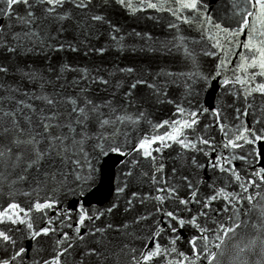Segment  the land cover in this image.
Listing matches in <instances>:
<instances>
[{
	"label": "water",
	"instance_id": "obj_1",
	"mask_svg": "<svg viewBox=\"0 0 264 264\" xmlns=\"http://www.w3.org/2000/svg\"><path fill=\"white\" fill-rule=\"evenodd\" d=\"M29 2L0 12V261L264 264V9Z\"/></svg>",
	"mask_w": 264,
	"mask_h": 264
},
{
	"label": "snow or ice",
	"instance_id": "obj_2",
	"mask_svg": "<svg viewBox=\"0 0 264 264\" xmlns=\"http://www.w3.org/2000/svg\"><path fill=\"white\" fill-rule=\"evenodd\" d=\"M43 2H45V3H47L49 5V8L47 9L48 12H54L56 10L57 6H61V7L63 6V3L65 2V0H43ZM121 2H123V0H121ZM6 4H7L8 7L5 8V9H0V12L7 13L11 8H13L17 4H23L28 9H31L33 7V4H31L29 2V0H6ZM76 6L77 7H85L86 6L85 0H79V3ZM185 6L186 7L195 8L196 7V3L187 4ZM252 6L253 7H257L259 9H264V0H254V3L252 4ZM28 16L30 18L33 17V13L31 11H29L28 12ZM93 19L101 20L102 17L95 16V17H93ZM0 31H2V29H0ZM245 46L247 47V45H245ZM261 55L264 56V53H261ZM260 67H264V63H261ZM0 71H6V69L4 67L0 66ZM131 87L135 88L136 84L131 85ZM262 90H264V86H262ZM80 111L83 113L84 110L80 109ZM195 115H196L195 113L192 114V116H195ZM104 123H107V121H104ZM195 123H196V120L192 119L191 122L184 121L182 124H178L176 127H174L173 132L168 133L167 135L159 136L157 138L158 142L161 143V144H164L166 140H171V141L178 142L180 144H184L185 147H188L189 145L185 144L184 139L180 138L183 135L182 129L191 128ZM0 131L7 132L8 129H2ZM17 142L19 143L20 141H17ZM203 142L204 143H208V141H203ZM25 143H30V144L37 143L35 136H33L31 140L25 141ZM151 143H157V140H152ZM229 143L233 147L236 146L231 141ZM145 147H146L145 144H141L140 145L141 149H144ZM226 147H227V145H226ZM114 150L118 151V149H114ZM34 151H35V156H36V160L34 162H39V160L43 156V153H40L39 151H36L35 149H34ZM156 151H159V148H157ZM145 154L146 155H151L150 152H146ZM0 156H3V152H0ZM216 166H217L216 164H213V167H216ZM237 178L239 179V177H237ZM216 198L217 197L215 195L211 197L212 200H215ZM185 203H187V202H185ZM13 207H16V206L13 205ZM36 207H37V209H42V208H45V207H52V205L51 204H43V205L37 204ZM5 215H7V213H5ZM168 215L172 216L173 214L172 213H168ZM83 222H84V217L82 216L80 218V220H79V223L83 224ZM180 223L183 224V221H180ZM43 231L46 234L48 229H44ZM39 234H40L39 232L36 233V235H39ZM0 239L8 240L9 237L7 235H5L3 232H0ZM156 255H159V248L158 247L156 248V250L154 252H152L150 255L146 256L145 260L152 259L153 256H156ZM0 264H4V262L0 261Z\"/></svg>",
	"mask_w": 264,
	"mask_h": 264
}]
</instances>
